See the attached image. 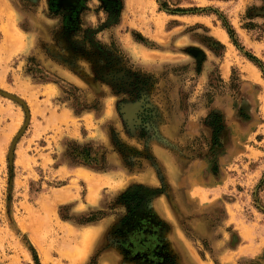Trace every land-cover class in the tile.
<instances>
[{
    "label": "rangeland",
    "instance_id": "obj_1",
    "mask_svg": "<svg viewBox=\"0 0 264 264\" xmlns=\"http://www.w3.org/2000/svg\"><path fill=\"white\" fill-rule=\"evenodd\" d=\"M261 140L264 0H0V264H264Z\"/></svg>",
    "mask_w": 264,
    "mask_h": 264
},
{
    "label": "crops",
    "instance_id": "obj_2",
    "mask_svg": "<svg viewBox=\"0 0 264 264\" xmlns=\"http://www.w3.org/2000/svg\"><path fill=\"white\" fill-rule=\"evenodd\" d=\"M256 125H258V124H256ZM259 125H260V124H259ZM263 141H264V140H261L258 144H259V145L262 144ZM255 150H256L257 153L261 154V156H264V150H259V149L256 148V147H255ZM258 159H260V158H258ZM259 161H260V160H259ZM257 172L261 173V170H260V171H257ZM263 194H264V192H263ZM261 202H263V201H261ZM263 203H264V202H263Z\"/></svg>",
    "mask_w": 264,
    "mask_h": 264
}]
</instances>
